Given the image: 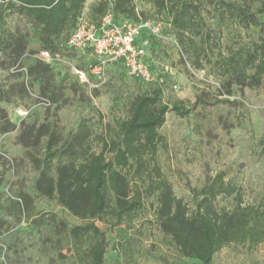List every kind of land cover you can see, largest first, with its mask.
<instances>
[{
  "label": "trees",
  "instance_id": "obj_1",
  "mask_svg": "<svg viewBox=\"0 0 264 264\" xmlns=\"http://www.w3.org/2000/svg\"><path fill=\"white\" fill-rule=\"evenodd\" d=\"M109 1L119 19L151 20L136 11L132 0H97L87 16L98 22ZM254 2L258 6H253ZM85 3L86 0H0V53L12 60L13 67H25L28 76L25 81L21 71L13 72L21 74L16 82L20 96L35 99L33 93L63 105L83 88L68 71L57 79L63 69L60 64L43 62L33 56V51L30 62L23 64L22 56L31 37L38 42V52L44 49L62 56L68 53L66 41ZM153 4L167 16L178 43L196 68H202L203 62L215 65L221 78L220 99L212 102L207 88L202 87L197 89L193 102H164L162 84H143L133 78L142 88L128 102L126 117L99 133L93 134L85 120H80L73 130H66L56 120L31 124L22 120L17 131V142L36 173L33 185L37 194L54 199L79 220L69 224L55 213L46 219L62 237L82 245L74 249V264H105L107 232L138 211L150 197L156 202L155 217L162 241L179 258L210 264L213 255L226 245L255 246L264 240V198L256 204L243 203L226 170H218L207 172L200 187L188 186L192 201L188 206L173 193L159 160L160 150H166V139L159 128L168 112L180 117L193 114L198 118L196 131L206 136L214 126L229 131L234 127L229 114L214 120L209 107L219 103L237 105V100L230 99L234 86L242 90L263 85L264 19L260 16H264V0H153ZM11 15L17 17L12 27L7 22ZM204 16L214 19L216 28L210 27ZM252 27L257 29L256 38L245 39L244 32ZM216 30L225 40L211 45V34ZM144 36L147 43L150 38L151 42L158 40L147 30L138 39ZM110 65L123 67L119 62ZM7 113L0 106V119L9 120ZM9 125L15 129L14 124ZM218 198H233L235 202L218 206ZM19 202L25 216L35 214L28 193L19 191L15 203ZM108 217L113 221L107 222ZM41 220L43 216L37 221ZM98 222L106 226L101 228ZM132 256L115 264H130ZM157 257L166 263L162 254Z\"/></svg>",
  "mask_w": 264,
  "mask_h": 264
},
{
  "label": "rangeland",
  "instance_id": "obj_2",
  "mask_svg": "<svg viewBox=\"0 0 264 264\" xmlns=\"http://www.w3.org/2000/svg\"><path fill=\"white\" fill-rule=\"evenodd\" d=\"M96 1L86 0L84 14H90V6ZM132 3L136 11L143 12L153 22L160 21V37L153 42L150 38L144 45V61L157 77L165 80L163 101L182 99L186 103L193 102L197 89L202 87L207 88L212 102L220 99L217 85L221 78L215 65L203 62L202 68L198 69L192 64L178 43L167 16L157 10L153 0H132ZM253 6H258V2ZM204 17L210 27L216 28L214 19ZM260 19L263 20L264 16L261 15ZM16 21L15 15L7 17L11 27ZM256 36V28L244 32L245 39ZM146 39L144 36L138 42ZM217 40L223 42L225 39L216 30L211 34L210 44L217 43ZM38 50L36 38L31 37L22 56L23 64L30 62L32 51L37 53ZM69 51L63 54L64 62L59 63V68L63 66V69L57 79L64 71L69 72L68 63L85 67L90 60L81 52ZM12 68V60L0 53V106L6 108L10 120L7 117L0 119V264H74V249L81 244L62 237L57 227L46 219L55 213L69 224L79 223V220L54 199L37 194L33 185L36 173L16 139L20 122L31 124L56 120L66 130H73L80 120H85L93 134L99 133L107 125H114L117 119L126 117L128 102L141 92L142 87L126 74L122 66L109 65L105 70L106 80L98 88L83 86V90L78 89L77 94L63 105L52 101L49 96V103L41 104L37 97L31 99L18 94L20 87L16 82L21 79V74L13 73ZM173 84L177 85V90L170 87ZM34 90L38 91L36 87ZM233 98L238 101L235 106L219 103L208 109L214 120L218 115L229 114L234 124L229 131L214 126L206 136V133L196 131L198 118L193 114L180 117L171 111L159 128V133L166 139V150L159 152L162 169L170 178L173 193L188 206L192 203L188 186L200 187L207 172L213 174L218 170H226L227 178L237 186L243 203L256 204L264 198V78L263 85L256 89L240 90L234 86L230 95V99ZM18 106L26 109L27 114L22 117L14 115L12 108ZM9 123L14 124L15 129H11ZM19 191L32 197L35 214L29 218L25 216L21 203H15ZM230 202L235 200L218 198L217 205ZM155 206L153 197L146 198L138 211L124 217L119 225L107 232L105 264L128 260L129 254L133 255L130 264H200L194 259L175 256L173 250L163 243ZM40 216H43L41 222L37 221ZM112 221L107 218V222ZM97 224L101 228L106 226L104 222ZM86 243L82 242L83 245ZM159 254L166 258V263L159 260ZM210 264H264V240L255 246L247 243L226 245L213 255Z\"/></svg>",
  "mask_w": 264,
  "mask_h": 264
},
{
  "label": "built area",
  "instance_id": "obj_3",
  "mask_svg": "<svg viewBox=\"0 0 264 264\" xmlns=\"http://www.w3.org/2000/svg\"><path fill=\"white\" fill-rule=\"evenodd\" d=\"M144 30L149 31L155 37H160L159 23H154L151 20L132 21L119 19L112 12L110 1L108 6H106L105 13L98 22L93 21L82 12L65 45L70 50L87 55L90 60L87 69L68 63L69 72L82 86L88 89H95L105 82L106 68L112 63L119 62L125 68L127 75L139 82L143 84L157 82L164 86V78L157 77L144 61V45L147 41L138 42V37ZM33 56L50 64L64 62V57L59 53L52 54L44 49ZM187 67L190 68L189 64H187ZM12 70L21 71L23 79L27 80L28 76L25 67L16 68L14 66ZM170 87L174 90L178 89L175 84ZM31 95L39 98L41 104L49 103L45 98L33 93ZM12 112L14 115L22 117L28 111L18 106L13 107Z\"/></svg>",
  "mask_w": 264,
  "mask_h": 264
}]
</instances>
